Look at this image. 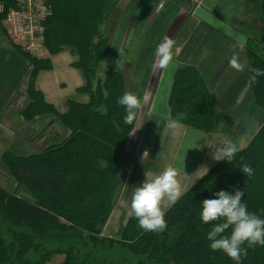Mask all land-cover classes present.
I'll return each instance as SVG.
<instances>
[{
  "label": "trees",
  "instance_id": "1",
  "mask_svg": "<svg viewBox=\"0 0 264 264\" xmlns=\"http://www.w3.org/2000/svg\"><path fill=\"white\" fill-rule=\"evenodd\" d=\"M43 1L41 43L48 55L32 54L9 40L29 64L24 86L28 102L21 117L31 122L54 115L68 131L51 142L53 134L38 153L3 152L1 158L20 193L0 187V264H49L56 255L63 259L54 264H237L224 252L210 249L207 232L213 224L202 222L201 203L216 198L220 190L234 193L238 188L244 191L242 202L248 211L264 218V121L231 161H216L183 192L166 211L163 232L143 230L134 216H128L118 236L101 235L135 125L125 124V108L118 103L125 88L123 72L100 68L109 62L111 51L101 30L108 0ZM16 6V0H0V31L5 38L3 18ZM257 8L262 34L248 37L244 46L248 68L264 70V0ZM64 50L76 57L70 64L83 77L75 93L87 99L68 97L59 111L36 82L41 70L52 68L50 56ZM257 81H249L251 94L256 106L264 109V76ZM205 82L195 65L181 66L166 98L171 120L186 113L181 125L209 133L222 116L213 108ZM101 161L107 167H101ZM243 164L251 165V176L241 170ZM239 264H264V245L248 248Z\"/></svg>",
  "mask_w": 264,
  "mask_h": 264
},
{
  "label": "crops",
  "instance_id": "2",
  "mask_svg": "<svg viewBox=\"0 0 264 264\" xmlns=\"http://www.w3.org/2000/svg\"><path fill=\"white\" fill-rule=\"evenodd\" d=\"M252 2L253 0L107 1V19L103 24V28H106V26L111 28L110 30L113 28L109 38L110 56H113L115 64L122 68V70L119 69L120 71L128 70L132 82H138L131 88V92L141 97L143 106L127 139L124 154V157L127 155V160L122 161L121 172L119 173H122V176L119 180L112 210L101 228V235L109 237L119 235L118 230L120 231V228H123L129 216L128 207L134 187L142 184L147 178L146 173L149 176H155L164 168L172 166L180 170L178 179L182 180V188L185 192L194 181L199 179L216 162L211 156L214 147L209 145H213L212 143L215 140L214 146L217 145V140L221 137L216 132L217 129L204 133L181 125L179 131L173 135L167 127L171 119L167 110L166 97H168L170 84L176 69L189 64L195 65L200 70L212 95L214 92L222 94L225 91L222 82L228 78L227 75L231 71H234V68L229 64V60L234 53L239 55L242 51L244 52L245 48L244 45L241 47L240 44L241 40L244 41V36L238 34L239 31L235 25H238L242 17H250L247 8ZM172 11L176 12L175 20H178L179 17L182 19L181 22H178L177 27L179 26V28L183 25L186 26L184 21L193 20L194 25L188 24L189 28L195 29L190 36L188 35L187 46L175 44L173 63L167 68H161L155 49L159 43L170 36L165 35V32H163L159 39L154 41L151 48L146 51V56L143 58V60L145 59L144 63L137 61L145 52L143 48L150 28H153V32H156L157 28H169L168 30L173 28L175 25L173 22L166 23L168 27H165V17L158 25L155 26L153 23L159 16L171 17ZM217 27H223L220 29L222 39L225 38L223 45H221L224 48H221L220 51H216L220 43L213 44L211 35ZM192 40L194 42L193 46L188 47L189 44L191 45ZM189 49L192 51L190 52ZM196 50H202V52L195 55ZM61 53L50 56L52 68L41 70L38 73L36 82L46 101L52 103L59 111L65 109L64 102L68 98L60 94V91L64 90V86L59 84H62L64 79L70 83L73 82L74 93L75 88L83 84V77L77 72V68L70 64L74 60V56L68 52V58L60 59ZM191 54H194V57L189 61ZM110 56L109 60L111 59ZM140 63L144 64L142 70L139 68ZM66 73H69L71 78L66 77ZM126 91L125 84L124 93ZM76 94L74 95L76 96ZM86 99L87 97L84 95L80 100L86 101ZM61 107H64V109H61ZM34 121L37 123V120ZM36 127L40 128L41 133L36 136L35 141L44 137L42 133L47 132L45 138L48 135L51 137L55 133L54 130L49 131L48 127L41 124H36ZM138 140L143 142L141 146L144 153L145 150L147 151L146 155L138 152ZM228 140L232 139L227 138L226 141ZM113 226L115 227L112 228Z\"/></svg>",
  "mask_w": 264,
  "mask_h": 264
},
{
  "label": "rangeland",
  "instance_id": "3",
  "mask_svg": "<svg viewBox=\"0 0 264 264\" xmlns=\"http://www.w3.org/2000/svg\"><path fill=\"white\" fill-rule=\"evenodd\" d=\"M258 4L259 0H253V2L247 8V12L250 14L249 16L242 17L238 22V25H235L237 30L239 31L238 34L244 36V43L245 39L248 37H260L262 34V25L259 21L258 16ZM110 7V6H109ZM176 12L172 11L171 17L167 16H159L154 20V25H158L160 21L164 18V25L166 23H174L175 25L173 28H157V31L153 32V28H150L145 44L144 49L145 51L143 56L137 61L144 63L145 59L143 58L146 56V51L149 50L156 39H159V36L164 34L167 36H171L172 39L175 40V44H180L181 46L186 45L188 37L190 36L191 32L194 31L193 28H189L188 24H193V20L184 21L186 22V26H182L179 28L178 22H181V17L178 20L176 18ZM253 16V17H251ZM249 21V22H247ZM247 25H246V24ZM153 27V26H151ZM165 27H168L166 24ZM177 27V28H176ZM242 27V28H241ZM223 27H217L215 31H213L212 39L213 44H218V48L216 51H220L221 48H224L223 45L224 39H222V32L221 29ZM111 28H103L101 27L102 32L110 38V33L113 30ZM170 31V33H169ZM189 35V36H188ZM169 36V37H170ZM173 36V37H172ZM168 37V38H169ZM166 39V38H165ZM164 39V40H165ZM221 39V40H220ZM110 41V40H109ZM218 41V42H217ZM193 40L191 45L189 44L188 47L193 46ZM225 45V44H224ZM187 46V45H186ZM216 46V45H215ZM190 52L192 51L189 49ZM189 52V53H190ZM202 50H196L194 53L198 55ZM239 53H241L239 51ZM44 55H48L47 52H44ZM69 53L67 50L62 51L60 59L64 57L68 58ZM194 54H191L189 57V61L192 60ZM246 52L244 48V52L242 51L241 54L238 55L239 61L244 65L243 71H238L234 69L231 71L227 76L230 79H224L225 81L222 82L223 87H225V91L222 94H218V92L213 93L214 103L213 108L221 114L220 123L216 127L217 131L221 137L217 140V145L222 144L226 141V139H232L234 143L238 145L239 148L243 147L246 142L252 137L255 133V130L259 128L261 123L264 121V109L256 106L253 101L252 97V90H251V82L250 75H249V60L246 58ZM76 58L75 56L73 57ZM109 62H104L101 64V70L106 71L108 69H121L120 66L115 64V59L113 56H110ZM143 60V61H142ZM196 60V59H195ZM198 61V60H196ZM248 62V64H247ZM139 65V68L142 70L144 64ZM176 63V62H175ZM185 63V62H183ZM193 65V64H192ZM68 66V65H67ZM133 66V65H132ZM131 66V68H132ZM29 64L25 57L10 43L8 39H6L0 31V187L6 189L9 192H19L18 188H16L15 183L11 180L8 174V168L3 162L1 156L4 151H11L16 155H28L32 153H38L43 148L44 144L48 142L50 135L44 134V137L41 140L35 141L37 135H39L40 128L36 127V124H41L45 127L49 128L50 130H54V137L50 138L52 141H59L61 137H63V132H67V128L61 124V122L54 116V115H44L37 119V123L34 122H27L22 119L21 117V110L28 102V97L25 92V81L26 76L28 73ZM127 69V67H126ZM77 72L82 76L81 70L77 69ZM125 75L126 81V89L127 91H131V88L136 85V82H132V78L130 74H128V70L122 71ZM62 77V76H59ZM66 77L71 78L69 73H66ZM143 78V76H141ZM63 78V77H62ZM82 78V77H81ZM140 78V77H139ZM147 79V78H146ZM146 84V82H144ZM63 87V91H60V94L65 95L66 97L75 96L74 94V87L73 82L70 83L67 80L63 81L62 84H59ZM222 87V86H221ZM130 89V90H129ZM84 94H76L75 98L80 100L83 98ZM64 109V107H61ZM35 124V126H34ZM35 133V134H34ZM34 134V135H33ZM41 134V136H43ZM142 139L143 136L141 135ZM143 142L141 140L137 141V150L139 153L143 154V148L141 146ZM216 140L214 141L213 146L215 145ZM179 147L177 148L178 152ZM145 150V149H144ZM176 152V155H177ZM145 155L147 151L145 150ZM165 155V154H164ZM127 160V155L124 157L123 162ZM121 170V169H120ZM183 171V170H181ZM121 172V171H120ZM180 172V170H178ZM122 173L119 174V180L121 179ZM179 177V173L177 179ZM178 181L182 184V180L178 179ZM108 219V218H107ZM107 221V220H106ZM113 226L112 228H114ZM122 228L120 231L118 230V234L121 233ZM63 259L62 255H56L52 258L49 264L58 263Z\"/></svg>",
  "mask_w": 264,
  "mask_h": 264
},
{
  "label": "clouds",
  "instance_id": "4",
  "mask_svg": "<svg viewBox=\"0 0 264 264\" xmlns=\"http://www.w3.org/2000/svg\"><path fill=\"white\" fill-rule=\"evenodd\" d=\"M244 41L240 44L243 47ZM175 40L166 38L156 47L161 68H167L174 61ZM232 68L243 71L244 65L239 61L238 54H233L229 60ZM250 79L258 82L257 78L264 76V70L256 67L249 69ZM118 103L125 108V124L131 125L142 109V99L136 93L126 91L118 99ZM186 113H178L177 118L171 120L167 127L175 135L181 128L180 121L186 118ZM214 147L211 153L215 161L227 159L231 161L240 151L238 145L231 140ZM101 167H107L105 161L100 162ZM241 170L247 175L253 174L249 164H243ZM178 170L172 166L164 168L155 176L146 173V179L140 186L134 187L131 195L128 215L138 220L140 228L146 231L163 232L167 227L166 211L173 206L183 195V188L177 179ZM216 198H206L202 201L200 218L205 224H213L207 232L209 247L212 251H222L233 261H241L247 256L248 248L257 244L264 245V218L249 212L247 204L242 202L244 191L236 189L234 193L220 190L215 193ZM217 222V223H213ZM231 229L230 233L227 230ZM247 247H244V245Z\"/></svg>",
  "mask_w": 264,
  "mask_h": 264
},
{
  "label": "built area",
  "instance_id": "5",
  "mask_svg": "<svg viewBox=\"0 0 264 264\" xmlns=\"http://www.w3.org/2000/svg\"><path fill=\"white\" fill-rule=\"evenodd\" d=\"M16 5L6 12L2 21L7 31L6 38L27 52L44 55L41 43V19L46 11L44 1L16 0Z\"/></svg>",
  "mask_w": 264,
  "mask_h": 264
}]
</instances>
